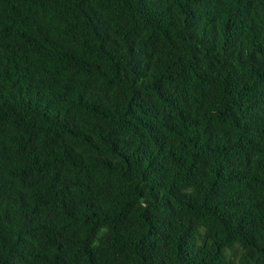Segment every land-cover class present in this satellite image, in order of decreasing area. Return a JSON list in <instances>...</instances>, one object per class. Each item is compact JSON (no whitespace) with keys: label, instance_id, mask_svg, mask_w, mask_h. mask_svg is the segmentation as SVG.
I'll list each match as a JSON object with an SVG mask.
<instances>
[{"label":"trees","instance_id":"16d2710c","mask_svg":"<svg viewBox=\"0 0 264 264\" xmlns=\"http://www.w3.org/2000/svg\"><path fill=\"white\" fill-rule=\"evenodd\" d=\"M0 264H264V0H0Z\"/></svg>","mask_w":264,"mask_h":264}]
</instances>
